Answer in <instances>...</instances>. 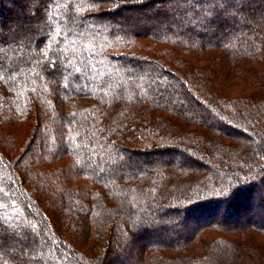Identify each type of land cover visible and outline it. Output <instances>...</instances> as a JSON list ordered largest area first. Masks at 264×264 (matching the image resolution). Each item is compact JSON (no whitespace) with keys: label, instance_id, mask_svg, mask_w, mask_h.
I'll return each instance as SVG.
<instances>
[{"label":"trees","instance_id":"16d2710c","mask_svg":"<svg viewBox=\"0 0 264 264\" xmlns=\"http://www.w3.org/2000/svg\"><path fill=\"white\" fill-rule=\"evenodd\" d=\"M208 7L0 0V264H264V0Z\"/></svg>","mask_w":264,"mask_h":264},{"label":"snow or ice","instance_id":"6c2138e0","mask_svg":"<svg viewBox=\"0 0 264 264\" xmlns=\"http://www.w3.org/2000/svg\"><path fill=\"white\" fill-rule=\"evenodd\" d=\"M167 2L171 3L173 0H167ZM187 2V0H185ZM210 7L203 8L199 12V16L201 19H196L193 17L189 23L193 27L195 24H203V26L210 25L214 22L216 16L223 15L225 12H230L232 15H235L240 11V7L242 5V0H207ZM54 19V17H53ZM60 35V31L57 30V36ZM6 42L3 37V33H0V46H2ZM55 38L53 39V44H55ZM55 62H53L54 65ZM80 68H76V73H80ZM14 239H22L18 234L12 233Z\"/></svg>","mask_w":264,"mask_h":264},{"label":"rangeland","instance_id":"374dc122","mask_svg":"<svg viewBox=\"0 0 264 264\" xmlns=\"http://www.w3.org/2000/svg\"><path fill=\"white\" fill-rule=\"evenodd\" d=\"M128 16H130V12H127V13H124V14H121V18H122V20H124V18L125 19H127V18H129ZM131 19H134L133 18V16H131L130 17ZM34 20V19H33ZM33 20L31 19L30 21L26 18L25 20H23L22 21V23L23 24H30V25H34L35 24V22H33ZM156 20L157 19H153V22L152 23H154V22H156ZM168 20H173V15H169V19ZM167 22V21H166ZM149 42V40H144L143 41V43H148ZM143 45H145V44H143ZM143 53H146V52H143ZM21 132H23V130H21ZM16 135H18V132L16 133ZM16 135H14V136H12V137H9V136H6V137H4L5 139H6V141L4 142L6 145H9L10 144V142L12 143L13 142V144H17V139L19 138V137H16ZM19 136V135H18ZM21 137V136H20ZM3 138V139H4ZM2 139V140H3ZM21 140H22V138H21ZM15 147L16 148H18L19 149V151H20V147H21V145H18V147H17V145H15ZM16 153H19L18 151H15L14 153H13V156H15L16 155ZM177 157H180V155L179 154H177L176 155ZM11 157H12V155H11ZM169 158L168 157H166V156H164L163 157V160H165V161H167ZM56 164L57 163H52V164H50V166H48V168L46 169L47 171L48 170H50L51 169V167L52 166H56ZM78 183V182H77ZM72 185L74 186V185H76V181H73L72 182ZM87 247H91L92 245H93V241H87ZM131 250H133V252H136V250H137V247L136 246H131ZM167 253L168 254H173V252L172 251H167Z\"/></svg>","mask_w":264,"mask_h":264}]
</instances>
